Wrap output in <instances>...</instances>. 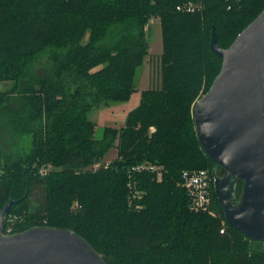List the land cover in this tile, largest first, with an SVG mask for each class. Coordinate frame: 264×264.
Listing matches in <instances>:
<instances>
[{
  "label": "trees",
  "instance_id": "16d2710c",
  "mask_svg": "<svg viewBox=\"0 0 264 264\" xmlns=\"http://www.w3.org/2000/svg\"><path fill=\"white\" fill-rule=\"evenodd\" d=\"M0 0V114L29 151L0 153V215L13 199L14 231L71 229L107 264H264V242L225 219L200 144L194 107L227 49L264 10V0ZM162 26V86L143 90L124 126L96 137L94 108L128 102L149 55V20ZM49 54L51 73L31 74ZM118 156L104 163L108 152ZM155 166L157 170L151 169ZM143 167V168H142ZM209 171L212 211L191 209L183 170ZM243 182L239 181L240 195ZM224 232H222V230ZM11 233V234H12Z\"/></svg>",
  "mask_w": 264,
  "mask_h": 264
},
{
  "label": "water",
  "instance_id": "95a60500",
  "mask_svg": "<svg viewBox=\"0 0 264 264\" xmlns=\"http://www.w3.org/2000/svg\"><path fill=\"white\" fill-rule=\"evenodd\" d=\"M211 50L222 67L194 107L196 132L204 152L224 171H214L213 180L226 221L264 242V10L227 49L213 31ZM16 203L11 199L1 211L0 264H107L71 229L35 226L6 235V217Z\"/></svg>",
  "mask_w": 264,
  "mask_h": 264
},
{
  "label": "rangeland",
  "instance_id": "374dc122",
  "mask_svg": "<svg viewBox=\"0 0 264 264\" xmlns=\"http://www.w3.org/2000/svg\"><path fill=\"white\" fill-rule=\"evenodd\" d=\"M159 21L160 19L156 18L155 22L151 25L150 30L147 33L149 41V55L147 56L145 63L137 69V92L134 93L128 103L114 102L108 106V108L113 109H105V107V110L102 108H94L90 111L89 119L97 124L96 137L98 139L102 138L103 136L104 126L116 128L124 126V120L127 111L121 110L122 107L126 109L127 106H131V103L137 98L136 96L140 95L143 90L160 88L162 86L161 55L163 52V44L162 26ZM51 65L52 62L50 61L49 54L46 52L40 55L37 61L33 64L31 67V74H33L35 77H44L46 74L51 73ZM13 85L14 83L12 81L0 82V92L10 90ZM204 95L205 94L202 91L200 98ZM200 98L197 100V102L200 100ZM6 121V117H0V153L5 155L29 151L32 146L31 137L28 135L22 137L14 135ZM117 156L118 150L117 148H113L108 152L103 161L104 163L108 164L115 160ZM223 173V169H219L218 175H223ZM14 220L15 219H11L7 232L5 233L6 235H10L14 231Z\"/></svg>",
  "mask_w": 264,
  "mask_h": 264
},
{
  "label": "built area",
  "instance_id": "2783aa9c",
  "mask_svg": "<svg viewBox=\"0 0 264 264\" xmlns=\"http://www.w3.org/2000/svg\"><path fill=\"white\" fill-rule=\"evenodd\" d=\"M201 4L194 0H187L183 4L177 6V10L183 12L194 13L201 9ZM154 17L149 20L146 30L150 29L155 22ZM160 22V21H159ZM143 168V167H142ZM157 170L155 166L151 167ZM181 180L183 187L188 191L191 197V209L196 212H210L212 211V191H211V177L208 170H183L181 173ZM225 229L222 230L224 232Z\"/></svg>",
  "mask_w": 264,
  "mask_h": 264
},
{
  "label": "crops",
  "instance_id": "0c3cea01",
  "mask_svg": "<svg viewBox=\"0 0 264 264\" xmlns=\"http://www.w3.org/2000/svg\"><path fill=\"white\" fill-rule=\"evenodd\" d=\"M142 93V92H141ZM141 93H140V95H135L137 98L135 99V101H133L132 103H131V106H127V108L126 109H124L123 107H122V109L121 110H125V111H127V113H126V117H127V115H128V113L130 112V111H132L133 109H135L139 104H140V100H141ZM134 95V94H133ZM128 103V102H127ZM136 105V106H135ZM135 107V108H134ZM105 107H103L102 109H104ZM105 109H113V108H108V107H106ZM104 109V110H105ZM126 117H125V120H124V123H125V121H126ZM107 121V120H106ZM104 127H106V126H104Z\"/></svg>",
  "mask_w": 264,
  "mask_h": 264
}]
</instances>
